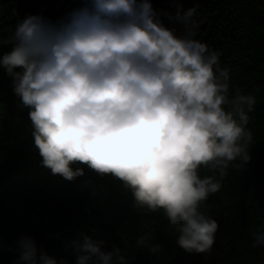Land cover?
<instances>
[{
	"label": "clouds",
	"instance_id": "9594fccd",
	"mask_svg": "<svg viewBox=\"0 0 264 264\" xmlns=\"http://www.w3.org/2000/svg\"><path fill=\"white\" fill-rule=\"evenodd\" d=\"M174 6L173 15L151 0H83L56 21L26 15L0 70L27 109L43 167L66 181L84 176V167L111 177L138 213L162 212L179 248L206 254L219 225L202 209L229 168L251 160L257 97L232 92L221 53L196 38L198 5ZM250 236L253 248H264V224ZM153 239L141 235L136 246L156 254ZM104 245L82 234L72 244L75 264H127L126 253ZM14 251V264H65L30 236Z\"/></svg>",
	"mask_w": 264,
	"mask_h": 264
},
{
	"label": "trees",
	"instance_id": "16d2710c",
	"mask_svg": "<svg viewBox=\"0 0 264 264\" xmlns=\"http://www.w3.org/2000/svg\"><path fill=\"white\" fill-rule=\"evenodd\" d=\"M82 2L0 0V55L10 51V37L21 18L43 15L56 21ZM164 2L185 10L198 5L196 38L221 53V65L230 69L232 92L239 89L257 97L249 114L251 160L242 168L230 167L221 190L202 209L219 225L212 251L188 254L179 248L162 212L138 213L130 192L111 177L102 178L86 167L85 175L73 181L51 174L34 147L27 109L17 107L10 80L0 70V264H14L21 236L35 238L37 246L58 261L75 264L72 244L82 234L103 240L105 252L119 248L127 264L264 262V248H253L250 236L264 224V0ZM200 174L212 175L206 169ZM147 233L161 245L160 252L136 246V239Z\"/></svg>",
	"mask_w": 264,
	"mask_h": 264
},
{
	"label": "rangeland",
	"instance_id": "374dc122",
	"mask_svg": "<svg viewBox=\"0 0 264 264\" xmlns=\"http://www.w3.org/2000/svg\"><path fill=\"white\" fill-rule=\"evenodd\" d=\"M165 0H151V3L153 5V8L157 12H169L172 13L173 15L176 12V9L172 7V5L168 4L166 6V3L164 2ZM161 19L163 20L164 24L169 27V28H175L177 30V33L180 34L182 32V28H176L175 27V22L174 21H169L167 17L162 16ZM198 23V22H197ZM13 139V138H12Z\"/></svg>",
	"mask_w": 264,
	"mask_h": 264
}]
</instances>
